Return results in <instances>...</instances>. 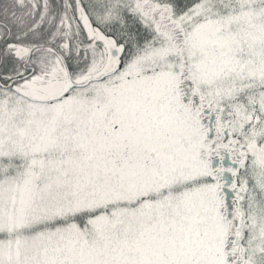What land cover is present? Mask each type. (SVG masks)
<instances>
[{
    "label": "snow or ice",
    "instance_id": "obj_1",
    "mask_svg": "<svg viewBox=\"0 0 264 264\" xmlns=\"http://www.w3.org/2000/svg\"><path fill=\"white\" fill-rule=\"evenodd\" d=\"M0 264H264V0H0Z\"/></svg>",
    "mask_w": 264,
    "mask_h": 264
}]
</instances>
